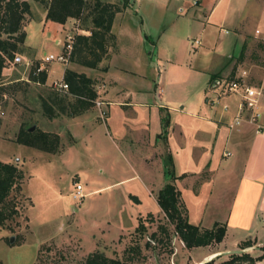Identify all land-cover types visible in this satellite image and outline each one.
Masks as SVG:
<instances>
[{
    "label": "crops",
    "instance_id": "0c3cea01",
    "mask_svg": "<svg viewBox=\"0 0 264 264\" xmlns=\"http://www.w3.org/2000/svg\"><path fill=\"white\" fill-rule=\"evenodd\" d=\"M104 1L124 5L113 23L116 40L108 57L98 69L72 64L71 70L103 80L100 99L109 139L126 144L140 161L149 195L173 183L192 225H226L227 234H240L234 248L252 240L254 246L247 249H258L252 231L264 216V103L260 131L247 123L232 129L241 96L219 86L224 78L232 81L237 65L245 62L249 40L264 39L263 2ZM37 21L51 27L55 43L61 44L68 22L47 21L46 11ZM244 81L252 86L248 77ZM257 84L264 87V73ZM71 133L75 139L77 130ZM227 234L216 248L204 247L199 260L232 250Z\"/></svg>",
    "mask_w": 264,
    "mask_h": 264
},
{
    "label": "rangeland",
    "instance_id": "374dc122",
    "mask_svg": "<svg viewBox=\"0 0 264 264\" xmlns=\"http://www.w3.org/2000/svg\"><path fill=\"white\" fill-rule=\"evenodd\" d=\"M29 2L32 14L23 23L24 52L17 55L32 63L30 66L24 62L7 64L4 91L0 96V161L16 165L24 173L20 189H15L10 197L18 214L0 227V264H82L95 252L122 260L134 256L131 249L135 247L141 251V263L136 264L211 261L199 260L206 250L204 247L186 248L158 205L157 191L149 195L145 189L142 175L145 169L140 161L128 152L126 144L109 139L105 108L104 116L96 105L73 117L59 115L50 119L44 114L40 98L57 91L55 82H60L65 70L73 69L75 63L45 65L48 76L45 84L32 81V69L42 63L45 55H59L69 35L75 38L82 34L79 29L86 32L84 29L90 23L69 19L59 35L61 44L57 45V35L51 27L45 28L37 21L45 8L35 0ZM249 43L246 60L237 65L232 81L239 71H246L250 84L263 89V106L264 87L257 82L264 73V39L258 37ZM94 81L97 99H100L103 95L100 86L104 82ZM220 82V90L230 83L225 78ZM87 119L95 123L82 128L73 124ZM32 126H36L35 131L59 137L55 153L17 141L21 130ZM72 129L77 130L75 139ZM77 183L84 188L86 196L82 200L73 196ZM149 214H153V221L148 218ZM211 220L207 217L205 226H212ZM140 223L146 227L144 233L137 230ZM161 226L166 227L167 236L161 234ZM252 232L258 249L242 250L241 244L234 248L240 234L230 231L226 245L232 250L221 252L215 264H250L248 260H236L235 256L241 255L253 257L255 264H264V260H259L264 254V216ZM154 233L157 240L152 237ZM216 247L214 244L213 248Z\"/></svg>",
    "mask_w": 264,
    "mask_h": 264
},
{
    "label": "trees",
    "instance_id": "16d2710c",
    "mask_svg": "<svg viewBox=\"0 0 264 264\" xmlns=\"http://www.w3.org/2000/svg\"><path fill=\"white\" fill-rule=\"evenodd\" d=\"M46 11V20L59 24H66L69 19H77L89 24L85 31L89 35L78 34L72 45L69 62L87 68L98 69L101 62L108 57L109 48L116 40L112 33L115 17L124 7L122 3L107 2L104 0H35ZM32 14L29 0H0V96L4 91V70L7 64L14 61L17 53H23L26 40L24 21ZM38 65L32 69V81L45 84L46 72L34 75ZM63 82L68 85V91H50L42 96L41 106L44 114L50 119L59 115L76 116L95 106L98 97L95 81L85 73L66 69ZM70 98L75 99L72 103ZM31 127L23 128L18 142L26 146L55 153L58 149L59 137L45 132L30 131ZM170 178L175 179L173 171L169 170ZM24 173L16 165L0 161V227L18 214L16 206L11 203L10 197L15 189H20ZM157 202L169 223L175 227L180 240L186 248L193 249L208 247L223 242L227 234L226 225L217 224L212 229L194 226L189 222L188 210L182 199L181 192L173 183H168L157 194ZM148 218L153 221V214ZM147 218V219H148ZM161 234L168 235L166 227L161 226ZM141 233L146 231L144 223L137 228ZM157 240V234L152 235ZM162 242V240H160ZM254 246L252 240H246L240 245L245 250ZM134 256L124 259H113L105 254L95 252L90 254L82 264H136L141 263V251L138 247L132 248ZM236 260H248L255 264L256 260L248 255L235 256ZM264 260V254L259 257ZM204 264H215V259ZM227 264V263H221Z\"/></svg>",
    "mask_w": 264,
    "mask_h": 264
},
{
    "label": "built area",
    "instance_id": "2783aa9c",
    "mask_svg": "<svg viewBox=\"0 0 264 264\" xmlns=\"http://www.w3.org/2000/svg\"><path fill=\"white\" fill-rule=\"evenodd\" d=\"M255 1V0H248ZM264 6V0H261ZM257 34H260V31H257ZM75 38L69 35L67 39L66 45H63V51L59 55H45L42 63L37 67L34 71V75H39L42 72H46L45 65L51 64L53 62H60L63 64L69 63V55L72 50V45L74 43ZM59 43V42H58ZM199 44V41H197ZM24 62L27 66L31 65V60H27L26 58L16 55L14 61L9 64L15 65ZM248 76L246 71H243L239 78L230 81L227 89L230 92L239 93L241 96V101L239 104V115L234 119V121L230 124L232 129L238 128L244 123L255 126L258 131L262 129L261 120H262V98H263V89H256L253 86H249L245 83L244 79ZM55 88L58 91H68V85L64 82H55ZM95 105L100 109L101 114L104 116L106 114L103 111L104 102L100 99H96ZM74 198L78 200H82L86 195L84 194L83 185L77 183L75 185Z\"/></svg>",
    "mask_w": 264,
    "mask_h": 264
},
{
    "label": "bare ground",
    "instance_id": "6f19581e",
    "mask_svg": "<svg viewBox=\"0 0 264 264\" xmlns=\"http://www.w3.org/2000/svg\"><path fill=\"white\" fill-rule=\"evenodd\" d=\"M219 254H212L208 257V260L215 259Z\"/></svg>",
    "mask_w": 264,
    "mask_h": 264
},
{
    "label": "water",
    "instance_id": "95a60500",
    "mask_svg": "<svg viewBox=\"0 0 264 264\" xmlns=\"http://www.w3.org/2000/svg\"><path fill=\"white\" fill-rule=\"evenodd\" d=\"M35 129H36V126H32V127L30 128V131L33 132V131H35ZM12 240H13V239H12Z\"/></svg>",
    "mask_w": 264,
    "mask_h": 264
}]
</instances>
